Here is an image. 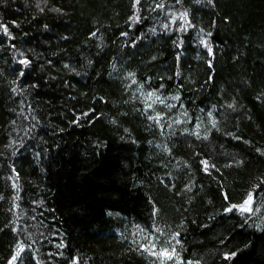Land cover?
Returning a JSON list of instances; mask_svg holds the SVG:
<instances>
[{
  "label": "trees",
  "instance_id": "1",
  "mask_svg": "<svg viewBox=\"0 0 264 264\" xmlns=\"http://www.w3.org/2000/svg\"><path fill=\"white\" fill-rule=\"evenodd\" d=\"M0 264H264V0H0Z\"/></svg>",
  "mask_w": 264,
  "mask_h": 264
},
{
  "label": "snow or ice",
  "instance_id": "2",
  "mask_svg": "<svg viewBox=\"0 0 264 264\" xmlns=\"http://www.w3.org/2000/svg\"><path fill=\"white\" fill-rule=\"evenodd\" d=\"M245 203L247 204L248 201H246ZM241 210H242V211H246L247 209H246V208H242Z\"/></svg>",
  "mask_w": 264,
  "mask_h": 264
}]
</instances>
